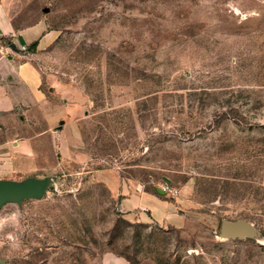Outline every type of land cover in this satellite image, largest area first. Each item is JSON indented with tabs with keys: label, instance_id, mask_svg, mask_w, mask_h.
<instances>
[{
	"label": "rangeland",
	"instance_id": "rangeland-1",
	"mask_svg": "<svg viewBox=\"0 0 264 264\" xmlns=\"http://www.w3.org/2000/svg\"><path fill=\"white\" fill-rule=\"evenodd\" d=\"M19 2L24 23L54 34L20 58L77 118L60 135L30 122L43 133L35 160L7 179L43 189L0 207L23 213L19 245L0 239L1 264H264V0ZM109 175L176 217L121 210ZM236 218L257 236L221 238V220Z\"/></svg>",
	"mask_w": 264,
	"mask_h": 264
},
{
	"label": "crops",
	"instance_id": "crops-1",
	"mask_svg": "<svg viewBox=\"0 0 264 264\" xmlns=\"http://www.w3.org/2000/svg\"><path fill=\"white\" fill-rule=\"evenodd\" d=\"M19 5V0H0V180L7 181H11L7 178L17 170L18 163L33 161L37 155L35 142L43 133L41 129L33 133L30 122L46 125L57 122L56 132L59 133L68 124L67 119L77 118L72 112L74 108H70L72 115L69 117L64 108L60 110L59 104H51L41 86L47 82V90L57 95L54 86L31 58H20L23 56L20 48L36 41L32 52L37 51L54 34L46 29L41 19L24 23L23 13L18 16ZM5 41L8 43H1ZM48 128H44V133ZM61 146L64 141L60 142ZM105 182L114 194L121 195L119 207L127 213L149 211L155 220L168 223L176 217L173 203L144 191L140 186L128 182L122 184L115 175H109Z\"/></svg>",
	"mask_w": 264,
	"mask_h": 264
},
{
	"label": "water",
	"instance_id": "water-1",
	"mask_svg": "<svg viewBox=\"0 0 264 264\" xmlns=\"http://www.w3.org/2000/svg\"><path fill=\"white\" fill-rule=\"evenodd\" d=\"M43 189V182L25 179L21 182L0 180V207L6 203H19L24 198H38ZM163 193L162 189H157ZM221 238H253L257 236L255 226L245 218L223 219L220 222ZM4 260L0 258V264Z\"/></svg>",
	"mask_w": 264,
	"mask_h": 264
},
{
	"label": "clouds",
	"instance_id": "clouds-1",
	"mask_svg": "<svg viewBox=\"0 0 264 264\" xmlns=\"http://www.w3.org/2000/svg\"><path fill=\"white\" fill-rule=\"evenodd\" d=\"M23 213L19 207L13 210L0 212V239L8 241L11 246L19 245V231Z\"/></svg>",
	"mask_w": 264,
	"mask_h": 264
},
{
	"label": "built area",
	"instance_id": "built-area-1",
	"mask_svg": "<svg viewBox=\"0 0 264 264\" xmlns=\"http://www.w3.org/2000/svg\"><path fill=\"white\" fill-rule=\"evenodd\" d=\"M22 48H25V47H22ZM162 190H163L164 192H165V191H169L170 193H172V195H174L175 193H177V190H176V189H170L168 186L163 187Z\"/></svg>",
	"mask_w": 264,
	"mask_h": 264
},
{
	"label": "trees",
	"instance_id": "trees-1",
	"mask_svg": "<svg viewBox=\"0 0 264 264\" xmlns=\"http://www.w3.org/2000/svg\"><path fill=\"white\" fill-rule=\"evenodd\" d=\"M36 44H37L36 41L31 42V43L27 46V48L30 49V50H33V49L35 48ZM256 223H257V222H256Z\"/></svg>",
	"mask_w": 264,
	"mask_h": 264
}]
</instances>
